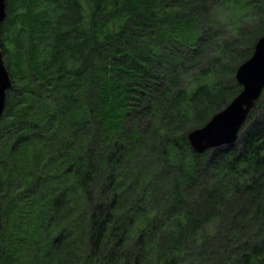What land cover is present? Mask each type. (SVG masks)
<instances>
[{
    "label": "trees",
    "instance_id": "trees-1",
    "mask_svg": "<svg viewBox=\"0 0 264 264\" xmlns=\"http://www.w3.org/2000/svg\"><path fill=\"white\" fill-rule=\"evenodd\" d=\"M0 264H264V91L236 142L188 133L242 89L264 0H7Z\"/></svg>",
    "mask_w": 264,
    "mask_h": 264
},
{
    "label": "water",
    "instance_id": "water-1",
    "mask_svg": "<svg viewBox=\"0 0 264 264\" xmlns=\"http://www.w3.org/2000/svg\"><path fill=\"white\" fill-rule=\"evenodd\" d=\"M7 18V0H0V36L2 23ZM236 80L241 91L223 109L216 112L203 126L188 133L193 150L203 153L207 149L237 141L239 132L250 110L264 91V35L255 44L252 55L239 65ZM14 86L0 44V120L3 116L7 93Z\"/></svg>",
    "mask_w": 264,
    "mask_h": 264
},
{
    "label": "rangeland",
    "instance_id": "rangeland-1",
    "mask_svg": "<svg viewBox=\"0 0 264 264\" xmlns=\"http://www.w3.org/2000/svg\"><path fill=\"white\" fill-rule=\"evenodd\" d=\"M8 12V11H7ZM8 14H7V18H6V20L2 23V28H3V26H4V24L6 23V21L8 20ZM2 28H1V32H2ZM1 37V36H0ZM2 48V47H1ZM3 57H4V55H3ZM5 61V60H4ZM6 63V62H5ZM9 69V68H8ZM10 71V70H9ZM11 73V72H10ZM1 227V226H0Z\"/></svg>",
    "mask_w": 264,
    "mask_h": 264
}]
</instances>
